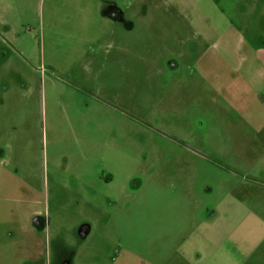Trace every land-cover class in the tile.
Masks as SVG:
<instances>
[{
    "label": "rangeland",
    "instance_id": "1",
    "mask_svg": "<svg viewBox=\"0 0 264 264\" xmlns=\"http://www.w3.org/2000/svg\"><path fill=\"white\" fill-rule=\"evenodd\" d=\"M252 4L0 0V264H264V148L213 56Z\"/></svg>",
    "mask_w": 264,
    "mask_h": 264
},
{
    "label": "crops",
    "instance_id": "2",
    "mask_svg": "<svg viewBox=\"0 0 264 264\" xmlns=\"http://www.w3.org/2000/svg\"><path fill=\"white\" fill-rule=\"evenodd\" d=\"M246 11L248 12L246 13L247 16H245L246 19L243 21V25L240 26L238 25L240 22L237 23L234 31L236 35L237 30L243 31V36H240L241 33L239 36L228 35L226 39V44L228 45H225L220 53L213 56H216L220 67L222 66V61H227L225 71L230 78L228 79L227 86L223 87V90L226 89L225 91L228 92L227 100L234 111L243 117L244 123L252 128L256 140H259V144L264 148V0H260L259 5H249L246 7ZM4 27V39L7 40L11 36L12 30L8 23ZM229 34H231V29L229 30ZM235 44L238 45L234 46ZM243 66L246 67L244 71H242ZM219 71L223 70L219 68ZM241 78L244 81L243 85L237 83ZM90 101L95 100L90 99ZM13 107L16 110L17 106L14 105ZM3 109L7 119L12 118L13 115L5 111V109H8L6 104L3 105ZM230 125H233V123L231 122ZM4 154V150H0V158L3 157L1 159H4ZM262 161L264 162V158ZM262 167L264 165L260 168L262 169ZM105 181L107 185L111 184L114 181V176L106 178ZM20 183L27 184V180H21ZM261 184L264 186V181ZM3 200L4 204L6 203L4 205V208H6L3 212L7 216L16 217L19 210L17 211V209L9 206V203L13 202V200L10 198H3ZM26 202L24 200L23 203ZM36 215V212L30 211L23 216L25 224L23 228L18 226V220L15 219L14 222H11L10 224H13V227L8 229V237L21 243V247L24 245L27 248V244L25 245L26 237L28 238L29 234L33 233L30 230L31 228L33 229L31 223H33V219L39 221ZM21 247L13 250L11 245L9 253L12 254L13 251H18L22 254ZM19 258L17 257L15 260Z\"/></svg>",
    "mask_w": 264,
    "mask_h": 264
}]
</instances>
